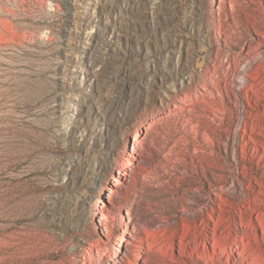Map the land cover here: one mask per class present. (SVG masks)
<instances>
[{"label": "rangeland", "instance_id": "1", "mask_svg": "<svg viewBox=\"0 0 264 264\" xmlns=\"http://www.w3.org/2000/svg\"><path fill=\"white\" fill-rule=\"evenodd\" d=\"M0 264H264V0H0Z\"/></svg>", "mask_w": 264, "mask_h": 264}, {"label": "bare ground", "instance_id": "2", "mask_svg": "<svg viewBox=\"0 0 264 264\" xmlns=\"http://www.w3.org/2000/svg\"><path fill=\"white\" fill-rule=\"evenodd\" d=\"M111 202V201H110ZM112 205H115L114 203L111 202ZM139 246V245H138Z\"/></svg>", "mask_w": 264, "mask_h": 264}]
</instances>
